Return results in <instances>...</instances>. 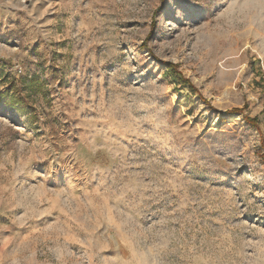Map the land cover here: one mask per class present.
<instances>
[{
	"label": "rangeland",
	"instance_id": "obj_1",
	"mask_svg": "<svg viewBox=\"0 0 264 264\" xmlns=\"http://www.w3.org/2000/svg\"><path fill=\"white\" fill-rule=\"evenodd\" d=\"M0 70V264H264V0H0Z\"/></svg>",
	"mask_w": 264,
	"mask_h": 264
},
{
	"label": "trees",
	"instance_id": "obj_2",
	"mask_svg": "<svg viewBox=\"0 0 264 264\" xmlns=\"http://www.w3.org/2000/svg\"><path fill=\"white\" fill-rule=\"evenodd\" d=\"M166 72L167 75L170 76L171 82L176 87H181L189 90L192 94H198V90L196 87L186 80V78L183 77L182 73L179 72V67L177 65H174L172 63L166 64ZM4 75L3 71L0 70V78ZM40 79L38 77H34L31 81L25 82L23 89H8L1 95V100H5L7 98H10L11 103H8V106H17L21 107L26 105V97L23 96V93L26 92L27 97L29 98L33 92L36 93L35 89L37 88L38 91H40ZM262 89L264 90V83L262 85ZM241 112V111H238ZM247 120L250 123H257L258 120L256 119H250L247 118Z\"/></svg>",
	"mask_w": 264,
	"mask_h": 264
}]
</instances>
